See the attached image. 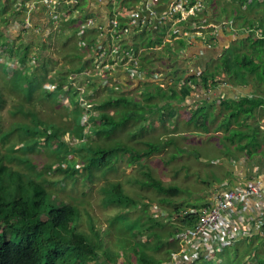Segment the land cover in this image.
Segmentation results:
<instances>
[{"label":"trees","instance_id":"1","mask_svg":"<svg viewBox=\"0 0 264 264\" xmlns=\"http://www.w3.org/2000/svg\"><path fill=\"white\" fill-rule=\"evenodd\" d=\"M143 1L145 2L143 3ZM146 1L147 0H111L107 5L108 11L105 23L104 21H98V13L95 14L89 11L86 1L84 3L81 0H77V3L75 4V11L82 12V14H79L80 16L78 18L82 16L85 22V24L77 26L75 31H73L74 35H76V39L77 37L80 39L75 41L76 44L74 43L73 45L75 51L72 53L80 59V63L72 70L56 72V74L58 73V77L56 80L50 81L58 87V90L64 88L66 84H69L71 87L70 92L75 95L73 98V111H75L76 116H78V123L80 126L79 133L76 134L79 141L76 144H79L80 149L85 150L86 153L82 156L81 162H68L65 158V160L49 167L50 170H53L54 172H64L66 177H68L67 179H71L72 186L75 183L72 177L75 176L76 172H82L84 168V180L88 182V185H92V177L95 176L94 170L98 171L97 168L104 166L106 155L111 154L113 150L117 153H121V156H127L125 164H127V162L132 164L134 161H140L142 157L150 155L154 151H160L167 148V146H173L175 148L173 152L176 154L183 147L188 148L186 146L187 144L179 139V137H175V135L166 136V132L164 131L159 132L157 130L156 133L146 134V128H152V125L155 123L153 120H149V114L145 113L146 107L144 104L146 103L142 105H139L138 103L140 101L142 103L145 102L144 99L146 100V98L144 97V99L140 100L131 97L126 93H123L119 86H116L114 89L113 86L108 83L111 81L110 75H112V73L110 71L112 70V67H105L99 73L97 70L94 71L93 69L94 66L92 60L96 55H100L101 50H104L105 52H111L104 57L109 56L108 59L110 61H113L114 58L120 60V63L124 66L125 70L128 71L130 67L135 66L146 77H150L153 72H158L159 69L155 67L153 62H150L149 64L145 62V60L150 58V55L147 54L148 50L152 49L153 46L164 44L160 47V50L163 51V53L170 51L168 53L169 55L173 50L183 48L187 40L184 39L183 36H178V31L170 32L171 37H173L171 40H164L162 35H160L155 41L149 40L146 43L137 42V38H126L127 34L133 29V24L136 21L131 19V7H141V3H143L144 6ZM181 2L186 8L190 5L194 6V12L189 15L186 22L205 24L201 17L203 14H208L209 8L206 9L205 7V4L208 3L210 5L211 16L213 17L212 20L218 22L226 20L228 26H233L237 30L235 33L236 38L231 40L228 47L224 49L221 55L222 61L215 67L216 69L213 68L206 70V72L201 75L190 74L186 77H181L184 81L182 84L188 80L192 81L191 86L186 84L182 86V89L186 92L185 94L190 93L189 90L191 87L192 89H199L198 83L203 88L207 89L217 78L225 77L241 84L252 82L256 91L259 92V97H256L255 99L243 96L238 100L237 104H239V107L250 108L245 110L246 113H249V111H252L254 108L263 104L264 0H181ZM67 11L68 13L73 12L74 8L69 7ZM67 21L70 25L73 18ZM137 22L138 25L136 23L135 28H140L142 23L140 20H137ZM24 23L25 25L32 24L30 20H24ZM225 24L226 23H221L223 29L226 31L227 25ZM105 28L109 30V34L111 35V38H108L109 42H107L111 43L110 45H106L107 43H100L101 39L99 34H102ZM165 29L166 26L164 25L163 31L160 33H163ZM203 30H209V28ZM77 32L78 34L80 33L81 36H77ZM175 35H177V37H174ZM27 36L29 37L30 35ZM8 37L9 35L4 34L0 25V45L2 44L1 42L4 41L6 45L8 44V52L12 54L17 53L23 60L28 58V56H35L32 64L35 66L34 71L38 69L37 67L39 64H47L49 58H54L49 54L47 55L44 53L46 45L40 44L42 43L40 41V36L32 35L30 41H22L17 45L13 42L17 40V38H25L26 35H17L11 43L7 40ZM62 37L65 38L64 32L62 33ZM38 44L44 47L40 48L37 46ZM140 44L143 46L145 44L146 47L138 53ZM94 51H96L95 54ZM31 52H34V54L31 55ZM160 59L162 62L164 57H160ZM118 66L121 67L120 65ZM88 69L90 72L87 73ZM34 71L32 69L26 70L24 73L27 75L24 77L33 76ZM7 74L10 75L9 73ZM17 74L18 72L13 75H16L17 77ZM76 75H81L82 79H85L81 80L79 84H86V88H88V84L90 88L82 91L80 89L81 86L78 83L71 82L70 78H75ZM103 81H106V84H104ZM150 83L159 90L160 85H158V83ZM14 84L18 86V80H16ZM98 86L105 88L106 93L98 98L85 99L86 96L88 97L95 92ZM60 92L61 91H59V93ZM3 96H5L4 92L0 88V109H2L6 103V98ZM126 101L134 103L135 105L133 108H120L122 106L120 104ZM226 104H228V99L223 100L222 106H226L227 108L232 107L233 102H230L228 104L229 106ZM155 107L157 111H161L162 114L164 113L162 105L156 104ZM211 108H213L212 105L207 107V109L204 106L200 107V111H202V109L206 110V112L202 114L204 116L203 119L207 118L209 116L208 114L214 113ZM110 109L113 110L110 111ZM115 109L118 110V112H121V117L115 115ZM84 110H89L90 113L88 116V122L81 124L80 115ZM240 110L241 109L239 108L238 110L236 109L233 113L231 112V115L237 118ZM196 112H198V110H196ZM0 118H2L1 115ZM133 118L137 119L136 121H138V119H144L145 124L138 125L137 127H139V130H143V133L145 134L139 137L134 135L138 130L137 129L135 132H131L129 136L130 139L119 138L120 140H116V143L113 144L115 149L111 145L105 147V144L107 143L105 139L108 134L115 131L122 122L129 121ZM163 121L164 119L160 121V126L164 130L165 125H163ZM147 122H150L151 124ZM229 124L230 121L228 119L226 123L219 127L223 130L221 136L225 142V149L236 150L238 147L241 150L242 147L254 145V143H257L260 140L257 130L252 128L251 125L240 127L235 131L230 132ZM131 125L133 128L134 124L132 123ZM219 128H212V130ZM209 129L210 127L207 125L206 130L208 131ZM29 132L36 136L39 134L42 135L39 126L35 127L33 130L30 129ZM71 134L73 133H70V135ZM247 134H250V136H247ZM142 137L146 142L144 145L139 143ZM2 139L5 141L6 135L2 136ZM43 139L47 144L51 141L50 143H52L54 147L58 144V141L60 143H66L67 146L64 145L63 148L71 146L68 140L63 139V134L58 132H47L46 135H43L42 141ZM153 140H155V142ZM176 140H179L180 143L177 144ZM95 144L98 145V151L95 150ZM73 148H76V146ZM74 151L75 149H73L72 152ZM145 172L147 176L150 175L148 171ZM14 173L13 168H11L5 160V157H1L0 196H15V199L10 202L5 198L0 200V264H58L61 261L63 262L62 264H65L71 259L77 264H82L98 260L96 244L91 243L87 238L88 236L92 238V235L83 229L82 232H80L75 225L77 222V219L74 221L77 213V210L75 209L76 207L73 204L68 203L66 200H62L58 197L61 196L59 193L52 191L48 187L52 181L43 179L44 175L41 176V178H38L35 175L24 173L20 170H15ZM23 175L26 176L25 181L23 180ZM102 176V172L98 171V176L95 177L101 178ZM133 181H139L141 185L151 186L156 189V191L163 193L165 196H161L160 199L165 202H169L166 199H171L170 197L174 196L170 194H177L180 191L178 185H165L160 178L152 175L146 180L135 178ZM53 183L58 185V181L56 180H53ZM111 188L113 196L106 199V204L118 205L124 203V208H127L129 205H132L133 209L138 207V204L136 203L137 199L123 193L122 185L119 181L113 182ZM48 199H50V202H48ZM144 199L145 200L140 205L148 206V204H151L146 201L151 200L148 196H145ZM153 200L151 201L154 202ZM199 205L200 204L192 203L190 209H181L180 211L175 208L174 220H169V222L174 225V230L170 231V236L167 238L173 237L178 241V246L170 249V256L172 253L178 252L181 249L180 241L175 237L178 228H180V226H191L195 223L197 219V212L195 209L199 207ZM6 208L7 210L4 211L3 209ZM152 217L155 216L152 215ZM135 219L142 221L144 216L143 214L138 215ZM145 222L149 223L148 218L145 219ZM157 223L159 224V221H157ZM146 229L148 228L145 226L144 231H146ZM142 232L143 230L141 229H134L133 235L135 237L137 234L140 239ZM157 237L164 238V235H161L159 232H154L153 234L150 233L143 241V244L146 246V241H150L152 238ZM242 239L244 238H240L239 242L235 241L233 244L238 243L237 246L240 247L242 244L241 242L243 241ZM161 246L162 244H156V250L161 249ZM137 250H140V248H133V251ZM169 259L170 257L162 262H155L150 259L140 258L136 262L128 260L125 264H161ZM113 263L117 264V261H114ZM258 264H264V259H259Z\"/></svg>","mask_w":264,"mask_h":264},{"label":"rangeland","instance_id":"2","mask_svg":"<svg viewBox=\"0 0 264 264\" xmlns=\"http://www.w3.org/2000/svg\"><path fill=\"white\" fill-rule=\"evenodd\" d=\"M67 10L66 7L59 10L58 17L65 20L73 18L77 21H72L69 26H62L61 22H58L60 21L58 17L48 21V24L52 26L47 34L46 51L51 57L59 58V62L54 58H49L47 64L38 65L33 76L30 74L31 77H24L27 74L23 71H18L17 77L8 75L4 65L0 62V88L4 92L5 96L3 97L6 98L5 105L0 109L2 116L0 118V159L5 157V160L13 168V173L15 170H20L38 178L44 175L43 179L52 181L48 187L59 193L61 196L58 197L62 200H66L76 207L77 213L74 221L77 219V222L75 225L80 232L83 229L92 235V238L89 236L87 238L91 243L96 244L98 253V260L82 264H115L114 261H117V264H125L128 260L136 262L140 258L162 262L170 257V249L178 246V241L173 237L167 238L170 236V231L174 230V225L169 220H174L175 208L180 211L181 209H190L192 203L200 204L204 194L208 195L209 186L216 183L225 174L216 160L218 151H215L213 155L208 152V149L215 147V142L210 138L207 140L201 136L198 138V135L189 136L186 139L188 148L183 147L177 154L173 152L174 147L170 146V148L154 151L132 164L128 162L125 164L127 156H121V153L113 150L111 154L106 155L104 166L97 168L102 172L103 179L95 177L98 176V171L94 170L95 176L92 177V185H88V182L84 180L85 168L80 172L81 174L76 172L72 177L75 182L73 186L71 179H67L64 172L50 170V166L65 160V158L68 162H81L82 156L86 153L85 150L80 149L79 144H76L79 141L76 134L79 133L80 126L75 111L61 102L59 91L51 93L47 89L50 81L56 80L58 77L56 72L68 71L80 63V59L72 53L75 51L73 44L76 40L73 31L85 22L82 16L77 19L72 15L75 10L70 13ZM64 31H69L70 36L72 35L71 38L62 37ZM22 41H28V38H17L13 43L17 45ZM72 59L75 63L73 67L65 64L66 61ZM16 80L19 82L18 86L14 84ZM81 80H85L81 75L70 78L71 82L78 84ZM79 85L82 91L90 88L88 84V88H86V84ZM121 88L122 92L126 90ZM105 93L106 89L98 86L97 90L90 96H86L85 99L98 98ZM127 95L136 97V92L131 90ZM72 101L74 107V99ZM120 105H122L120 108H133L135 104L126 101ZM112 110L110 109V111ZM115 115L122 116L121 112L116 109ZM80 116L82 117V114ZM88 116L84 122L80 118L81 124L88 122ZM136 120L133 118L122 122L115 131L110 132L105 139L107 141L105 147L113 146L116 140L130 139L131 132H135L139 128L138 125L145 124L144 119ZM132 123L134 124L133 128ZM37 126L40 127L42 135L36 136L29 132L30 129L33 130ZM47 132L63 134V139L68 140L71 146L63 148L64 145L67 146L66 143L59 141L55 147L50 143L51 141L47 144L44 139L42 141L43 135H46ZM70 133L73 134L70 135ZM142 133L143 130L138 129L134 135L143 136L145 133ZM153 133H156V129L146 128V134ZM5 135L6 140L4 141L2 136ZM153 141L155 142V140ZM139 143L144 145L145 139L142 137ZM75 146L76 148H73ZM97 147L98 145L95 144L96 151H98ZM113 148L115 149L114 146ZM73 149H75L74 152H72ZM145 171H148L150 175L147 176ZM151 175L160 178L165 185H178L180 191L177 194H170L174 196L170 197L171 199L167 198L166 200L169 202H165L160 199L161 196H165L163 193L156 191L151 186L141 185L139 181H133L135 178L146 180ZM25 178L26 176L23 175L24 181ZM53 180L58 181V185L54 184ZM115 181L121 183L123 193L137 199V208L133 209L132 205L124 208V203L118 205L105 203L108 197L113 196L111 184ZM145 196L151 200L155 199L154 202L146 200L151 204L140 205L145 200ZM4 198L10 202L15 199V196H0V200ZM3 210L6 211L7 208ZM142 214L144 216L142 221L135 219L136 216ZM147 218L149 223L145 222ZM145 226L148 228L146 231H144ZM134 229L143 230L140 239L137 234L134 237ZM154 232H159L164 235V238H152V240L146 241L145 246L143 241L150 233ZM239 241V239L236 240V242ZM156 244H162L161 249L156 250ZM135 247L140 250L133 251ZM249 249L248 246L238 247L236 244H232L216 252V257L213 260L199 261L196 264H240V258ZM255 254L260 255V251L258 250ZM62 263L61 261L58 264ZM65 264L77 263L71 259Z\"/></svg>","mask_w":264,"mask_h":264},{"label":"crops","instance_id":"3","mask_svg":"<svg viewBox=\"0 0 264 264\" xmlns=\"http://www.w3.org/2000/svg\"><path fill=\"white\" fill-rule=\"evenodd\" d=\"M81 1L84 3L86 1L89 11L95 14L98 13V21H104L105 23L108 11L107 5L111 0ZM178 1L179 0H147L146 3H148V7H143V3L145 2L143 1V3H141L142 9H140V13L144 21L139 19L142 23L141 27L135 28V24L137 23L138 25L139 22L136 20L133 24V29L126 36V38L130 37V39L137 38V42L146 43L149 40L155 41L160 35L163 36L164 40H171L173 37H171L170 32L178 31V36H183L184 39L187 40L183 48H178V50L175 49L169 55L168 53L170 51L163 53V51L160 50V47L164 44L153 46L152 49L147 51L150 58L145 60V62L147 64L153 62L155 67L159 69L158 72H153L150 77H146L144 74L131 76L128 71L125 70L124 66H122L120 60L114 58L113 61H110L108 59L109 56L102 58L100 55H96L92 60L93 69L96 71L100 65L111 63V81H106L110 83L113 88L114 85L115 87L119 86L121 90V87H123V90L126 89L123 93L126 94L131 90H135V98L137 99L142 100L144 97L146 98V100L144 99L145 102L142 103L140 101L138 103L139 105L146 103L144 104L146 107L145 113L149 114V120L155 122L152 128L156 129V132L157 130L159 132L164 131L166 132V136L175 135V137H179L185 144H187V137L194 135H198V138L201 136L206 140L210 138L211 141L215 142V147L208 149V152L213 155L215 151H218L216 160L221 165L225 174L221 176L216 183L209 186L207 191L208 194H211L214 190L219 188L225 181L237 185L244 184L256 177L264 178V103L254 108L252 111H249V113H246L245 110L250 108H241V106L239 107V104H237L238 100L243 96H248L251 99L259 97V92L256 91L253 83L241 84L225 77H219L207 89L203 88L199 83V89H192L191 87L189 94H185L186 92L182 89L184 84L191 86L192 81L188 80L182 84L184 81L181 77H186L190 74L201 75L205 73L206 70L216 69L215 67L220 63V58L225 47H228L231 40L236 38L235 33L237 30L233 26H228L226 20L222 22L212 20L213 17L211 16L210 5L208 3L205 4V7L206 9L209 8V12L208 14H203L201 17L205 24L186 22L189 15L194 12L193 5L186 8L182 4V8L177 10L173 17L166 16L165 13L170 9V6ZM0 3V25L4 34L9 35V37L13 39L19 34L26 35L28 41L32 39V35L40 36V41L42 42L40 44L46 45V41L48 40L47 34L49 28L52 26L48 24L49 19L58 17V11L65 9V7L67 9L72 7L76 10L75 4L77 0H0ZM79 14H82V12L75 11L72 15L78 19L80 16ZM58 19L60 18L58 17ZM24 20H30L32 24L25 25ZM64 20L65 19H60L58 22H61L60 24H62V26H69L67 23L68 21ZM74 21L77 20H73V22ZM221 23H226V31L223 29ZM164 25L166 29L163 33H160L163 31ZM206 28H209V30H203ZM64 33L65 39L71 38L72 35H69V31H64ZM27 35L30 36L28 37ZM77 36H81V34L77 33ZM99 37L101 39V44L109 42L108 38H111L109 30L105 28L103 33L99 34ZM174 37H177V35ZM79 39L80 38L77 37L76 40ZM110 44L111 43H107L106 45ZM41 45L38 44L37 46L40 48L44 47ZM145 47V44L144 46L140 44L138 53L144 50ZM95 52L96 51H94V54ZM44 53L47 55L49 54L46 49ZM33 54L34 52H31V55ZM160 57H164L162 62L160 61ZM54 59L59 61L57 57H54ZM65 64L73 67L75 63L72 59L66 61ZM29 68L34 71L35 66H19L15 72H25ZM104 68L105 66L103 65L102 70ZM72 69L73 68L70 70ZM88 72H90L89 69L87 70V73ZM150 82L158 83V85H160L159 90L151 85ZM127 84L128 86L126 87ZM226 99H228V104L233 102L232 107L227 108L226 106H222V101ZM156 104L162 105L163 114L161 111H157L155 107ZM210 105H212L213 108L211 109H213L214 113L208 114L209 116L203 119L204 116L202 114H204L206 110L202 109V111H200V107L204 106L207 109ZM238 108L241 110L237 118H235L231 114L236 111V109L238 110ZM196 110H198V112H196ZM162 119H164V130L160 126V121ZM228 119L230 121V132L240 127L251 125L252 128L257 130L260 140L254 143V145L242 147L241 150L238 147L236 150L225 149V142L221 136L223 130L219 127L226 123ZM207 125L210 127L208 131L206 130ZM212 128L219 129L212 130ZM247 136H250V134H247ZM176 142L177 144L180 143L179 140H176ZM167 147L170 148V146ZM207 197L208 195L204 194L203 201L200 202L199 206L206 203ZM243 238L241 245L248 246L250 249L240 258V264H243V259L252 254L254 255L253 258L256 260L253 264H258L259 259H264V228L251 236ZM237 244L238 243H236V245ZM258 250L260 251V255L255 254Z\"/></svg>","mask_w":264,"mask_h":264},{"label":"built area","instance_id":"4","mask_svg":"<svg viewBox=\"0 0 264 264\" xmlns=\"http://www.w3.org/2000/svg\"><path fill=\"white\" fill-rule=\"evenodd\" d=\"M145 3L143 7H148ZM179 0L170 6L165 13L166 16L173 17L182 8ZM140 9L142 7H131L130 16L133 21L142 19ZM11 43L13 38L8 37ZM0 45V62L3 63L8 72H14L19 66H31L35 56L22 59L18 54L8 52V44L3 41ZM10 45V44H9ZM114 51V49H113ZM111 52L100 51V56L104 57ZM105 67H111V63H104ZM102 65V66H103ZM100 65L97 72L102 71ZM131 76H139L142 72L135 66L129 68ZM106 84V81H103ZM51 92H56L58 87L54 83L47 86ZM70 85L66 84L60 88V99L70 109L73 108L72 99L75 97L70 92ZM80 88V87H79ZM81 89V88H80ZM89 110L82 112V122L87 120ZM206 203L197 207V219L191 226H180L175 237L180 241L181 249L171 254L170 259L161 264H194L199 260H213L216 252L224 247L232 245L236 240L251 236L264 228V178L256 177L244 184H230L223 182L219 188L208 194ZM252 254L243 259V264L255 263Z\"/></svg>","mask_w":264,"mask_h":264},{"label":"clouds","instance_id":"5","mask_svg":"<svg viewBox=\"0 0 264 264\" xmlns=\"http://www.w3.org/2000/svg\"><path fill=\"white\" fill-rule=\"evenodd\" d=\"M17 54V53H16ZM4 65V64H3ZM5 66V65H4ZM32 68V67H31ZM31 68H29V69H31ZM5 69H6V72L7 73H9L10 75H13L14 73H16L15 71L14 72H12V73H10V72H8V70H7V68H6V66H5ZM48 89V88H47ZM64 103V102H63ZM65 104V103H64Z\"/></svg>","mask_w":264,"mask_h":264}]
</instances>
